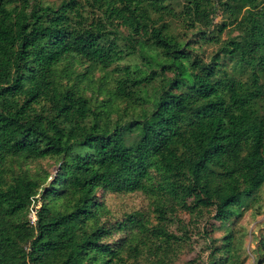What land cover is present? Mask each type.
Returning a JSON list of instances; mask_svg holds the SVG:
<instances>
[{
  "label": "trees",
  "instance_id": "1",
  "mask_svg": "<svg viewBox=\"0 0 264 264\" xmlns=\"http://www.w3.org/2000/svg\"><path fill=\"white\" fill-rule=\"evenodd\" d=\"M263 204L264 0H0V264H244Z\"/></svg>",
  "mask_w": 264,
  "mask_h": 264
},
{
  "label": "rangeland",
  "instance_id": "2",
  "mask_svg": "<svg viewBox=\"0 0 264 264\" xmlns=\"http://www.w3.org/2000/svg\"><path fill=\"white\" fill-rule=\"evenodd\" d=\"M49 3L58 4L61 0H46ZM58 165L51 163V173L55 174ZM150 199L143 194H131L127 196H116L109 194L106 196L108 208L112 210L114 215H122L125 211L134 209L149 210ZM256 208L245 211L241 219L238 229L241 237V247L245 251L246 261L244 264H257V250L261 235H264V204L263 213L255 214ZM35 219V216H33ZM222 232V231H221ZM221 232H217V237L221 236ZM209 252H205V244L200 240L194 247L189 248L181 254L175 264H204L205 258Z\"/></svg>",
  "mask_w": 264,
  "mask_h": 264
}]
</instances>
